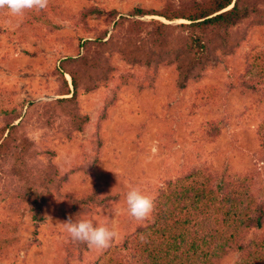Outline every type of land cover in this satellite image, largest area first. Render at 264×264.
Instances as JSON below:
<instances>
[{"label": "rangeland", "instance_id": "rangeland-1", "mask_svg": "<svg viewBox=\"0 0 264 264\" xmlns=\"http://www.w3.org/2000/svg\"><path fill=\"white\" fill-rule=\"evenodd\" d=\"M182 1L186 0H49L46 19L27 27L22 26L26 18L0 10V125L3 110L18 106L26 115L59 98L54 69L65 58L75 57L85 39H93L100 30L112 37L118 17H127L133 8L162 12ZM90 7L104 11L90 23L96 31L84 34L80 13ZM111 10L118 15L108 23ZM37 13L30 11V16ZM152 19L169 23L160 16L136 18ZM263 21V16L252 15L242 22L238 27L245 34L235 53L220 58L192 84L176 86L173 66L146 80L144 68L127 64L118 53L109 56L114 68L109 78L94 85V91L83 89L76 98L77 114L90 119L85 129L70 140L38 129L29 138L38 150L53 155L51 164L66 180L64 195L88 197L97 190V198L108 197L106 206L91 204L94 213L87 216L95 224L108 221L116 238L106 250L91 249L82 261L73 259L66 252L74 241L59 225L66 201L49 198L43 220L34 223L30 212L15 204L14 192L0 184V264H91L99 256L123 255L120 245L126 237L132 239V223H138L126 212L129 184L154 196V214L178 181L186 186L204 181L207 171L228 169L236 181L262 188L254 191V199L264 201V148L259 149L264 144V98L241 96L228 87L234 75L243 73L246 55L257 65L254 75L264 71ZM161 192L166 195L158 199ZM260 235L261 231H251L248 237Z\"/></svg>", "mask_w": 264, "mask_h": 264}, {"label": "trees", "instance_id": "trees-1", "mask_svg": "<svg viewBox=\"0 0 264 264\" xmlns=\"http://www.w3.org/2000/svg\"><path fill=\"white\" fill-rule=\"evenodd\" d=\"M48 8L38 11L35 17L27 12L22 26L46 19ZM103 11L90 7L80 13L84 34L96 31L90 23ZM109 15L112 19L106 20L108 23L118 14L111 10ZM252 15L264 17V0H186L162 12L133 8L127 17L119 16L114 26L120 32L116 29L108 37L107 30H100L78 46L75 57L59 62L54 69L59 98L26 115L18 106L2 111L0 184L14 192L15 204L27 209L34 223L43 220L46 202L54 196L66 201L64 221L71 217L95 224L89 217L94 213L91 204L106 206L108 197L97 198V190H91L88 197L64 195L66 180L51 164L53 155L38 150L29 133L38 129L43 135L70 140L82 132L90 119L77 114L76 98L83 89L91 87L94 91L93 87L109 78L114 69L109 59L112 54L118 53L127 64L144 68L146 80L158 76L161 68L173 66L176 86L199 82L207 69L221 62L220 58L235 53L245 34L238 26ZM144 16H160L169 23L136 20ZM176 20L181 23L170 24ZM252 59L251 55L245 56L243 73L234 75V83L228 87L241 96L264 98V71L259 69L254 75L257 65ZM262 147L263 143L259 149ZM228 173V169L207 171L204 181L186 186L178 181L148 221L132 223V239L126 237L120 245L123 255L99 256L91 264H264V201L254 199L255 192L262 188L253 190L250 184L238 182ZM159 195L158 199L166 194ZM251 231H261L262 235L249 239ZM90 251L86 244L73 242L66 253L82 261Z\"/></svg>", "mask_w": 264, "mask_h": 264}, {"label": "clouds", "instance_id": "clouds-1", "mask_svg": "<svg viewBox=\"0 0 264 264\" xmlns=\"http://www.w3.org/2000/svg\"><path fill=\"white\" fill-rule=\"evenodd\" d=\"M49 0H0V10L9 15L22 18L29 11H40L48 7ZM154 196L146 194L139 186L129 184L124 194L127 215L138 223L151 218L154 210ZM51 221V217H47ZM59 225L74 242L84 243L89 248L103 251L111 247L117 233L111 229L108 221L94 224L88 219L68 218Z\"/></svg>", "mask_w": 264, "mask_h": 264}]
</instances>
